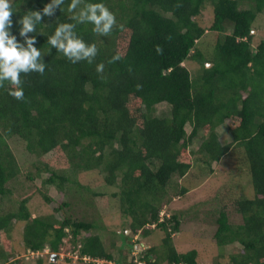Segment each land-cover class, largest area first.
<instances>
[{
	"label": "trees",
	"instance_id": "trees-1",
	"mask_svg": "<svg viewBox=\"0 0 264 264\" xmlns=\"http://www.w3.org/2000/svg\"><path fill=\"white\" fill-rule=\"evenodd\" d=\"M52 2L12 0V32L20 41L19 18L41 12L37 32L27 36H36L34 46L42 53L37 62L45 68L42 74L20 73L22 100L9 94L14 85L0 81V264L18 263L10 232L21 222L25 247L48 249L49 264H58L51 253L60 251L65 237L80 260L92 259L88 264L120 257L124 264H209L196 247L178 249L175 237L185 221L215 224L220 251L213 264H264V40L252 44L264 0H103L117 22L106 35L95 33L91 22L76 23L75 36L94 43L97 54L75 63L47 40L58 23H75L73 12L89 0L71 12L70 0H64L61 9L53 5L51 13H43ZM207 9L208 28L199 19ZM208 30L217 35L209 56L198 46ZM116 53L120 59L112 61ZM188 60L201 63L199 74ZM100 62L103 72L96 71ZM162 103L169 111H158ZM224 124L232 138L227 143L218 133ZM18 150L35 159L23 167ZM229 157L236 162L235 182L219 205L188 213L172 205L175 195L189 192L182 179L196 161L213 172ZM96 169L105 172V185L115 189L111 196L126 217L125 246L114 231L108 244L97 232L99 202L108 206L112 199L84 181ZM18 185L30 194L14 208ZM33 194L57 206L33 216L28 207ZM128 229L130 239L159 231V242L127 261L125 249H135L126 240Z\"/></svg>",
	"mask_w": 264,
	"mask_h": 264
},
{
	"label": "rangeland",
	"instance_id": "rangeland-1",
	"mask_svg": "<svg viewBox=\"0 0 264 264\" xmlns=\"http://www.w3.org/2000/svg\"><path fill=\"white\" fill-rule=\"evenodd\" d=\"M200 21L203 23V25L208 28L212 23V15L211 10L207 9L201 17H199ZM229 30V29H228ZM254 38L252 40L253 46H257L262 40H264V16H261L260 18V24L258 25L257 29H254ZM227 34V32H226ZM217 42V35L212 31H207L205 35L199 40L198 46L202 51L206 53L207 56H209L216 45ZM204 64L208 61V59L203 60ZM187 66L191 69V71L197 75L201 71L202 68L201 63L197 60H188L186 62ZM159 112H167L169 111V106L166 103H162L159 105ZM158 112V113H159ZM218 133L220 135V140L222 143L229 142L231 138V133L228 130L227 126L224 124L218 128ZM201 137L196 138L194 146L196 147L200 143ZM15 146V144H14ZM19 160L23 167H26L31 163L35 157L31 155H26L23 151L18 150L17 151ZM239 152H237L238 156ZM53 153H50L47 155V157H51ZM235 160L232 157L224 158L219 164L214 165V171L209 172L208 166L206 164L200 163L199 161H196L193 168L190 170V172L187 174V176L182 179V182L189 188V192L186 195H183L181 197L174 196L172 205L179 209L180 212L188 213L190 209L193 208H213L217 205H219L218 200L221 199V196L223 194L231 192L230 187L234 185L233 183L235 180H233V177H235V169L234 165ZM92 176L87 178V180L92 184V188L95 191L98 192H105V195H108L110 199H112V202L108 203V206H105L104 204H100L99 202V212L100 214L97 215V222L99 225H102V227L99 226L97 232L102 236V238L108 242L112 239L114 231L116 235V239L123 243V229L125 228L124 225L126 224V217L122 215L120 212V203L118 202V198L112 197L113 192L115 189L107 188V185H105L104 182V175L105 172H101L100 170H92ZM233 177H232V176ZM45 174L43 175V177ZM37 183H41V179L38 178ZM98 184V185H97ZM232 184V185H231ZM107 188V190H106ZM13 189L15 190L14 199H13V206L14 208H18L20 204V200L23 196H26L30 194V192L24 193V191L21 189V187L18 185L16 187L13 186ZM34 189V187H33ZM30 191H33L32 189ZM50 194L55 198H60V193L57 192L56 189L51 188ZM220 195V196H218ZM90 199H87V202H89ZM102 202V201H101ZM167 205V204H166ZM57 206V202H54L52 204L46 203L43 198L39 194H33L31 199L28 202V207L30 211L32 212L33 216L39 215L41 213H48L53 210V208ZM169 206V204H168ZM166 209V208H165ZM164 212V211H163ZM184 216H187L186 214ZM240 218H235L234 221L238 222ZM130 220H128L129 223ZM185 221V219H184ZM125 222V223H124ZM25 223H17L15 226L12 227L10 235L12 236L14 246L16 249L19 250V252L16 254V258H18L17 264H39V257H43L44 264H49V256L46 254L49 252V250L45 249L41 252H30L24 245L23 240V228ZM105 225V226H104ZM106 227V228H105ZM216 231L215 224H203V223H190L188 221H185V225L183 226L182 230H180L177 233V236L175 237V243L180 251H186L187 249H190L192 247H196L200 251V258L205 261V263L213 264L214 260L213 258L217 255H219V251L216 243L214 241V234ZM129 233L128 236H126V240L129 239L134 240V243H142V250L147 249L148 247H151L153 245H156L159 242L160 238V232L156 231L153 234L142 238L141 234H132V239H130V234L132 233L129 229L127 230ZM119 233V234H118ZM122 233V234H120ZM135 240H140L139 242H136ZM72 242L70 241L69 237H65L64 241L61 245V249L58 253H56V256L53 257L54 261L58 264H88L89 262H85L84 260H80L77 258V250H73ZM75 251V252H74ZM126 258L127 261H130L133 256L137 255V251L134 249L131 252H128L127 249H125ZM139 253V252H138ZM118 252H115L116 258ZM44 255V256H42ZM141 255V254H140ZM70 259H68V258ZM123 257V256H122ZM121 258V257H120ZM118 260L116 262H113L115 264H124L125 262H121L123 260ZM52 260V254L51 258ZM69 260V262H68Z\"/></svg>",
	"mask_w": 264,
	"mask_h": 264
},
{
	"label": "clouds",
	"instance_id": "clouds-1",
	"mask_svg": "<svg viewBox=\"0 0 264 264\" xmlns=\"http://www.w3.org/2000/svg\"><path fill=\"white\" fill-rule=\"evenodd\" d=\"M80 3L81 0H70L68 10L71 12L77 9ZM63 4L64 0H53L51 4L44 6L43 13H51L53 5H57L61 9ZM12 15V0H0V81H9L11 85H14V87L9 88V94L18 100H22L24 99V89L21 84L20 73H28L30 70H36L42 74L45 68L43 62H37V57H40L42 53L40 48L34 46L36 36H27L29 32H37L36 26L42 22V15L39 10H31L28 14L19 18L17 21L20 25L19 35L24 37V41L18 40L16 34L12 32ZM71 19L75 23H58L54 33L48 36L47 42L51 46H55L58 50H63V54L73 63L76 60L93 57L97 54V48L94 43L86 45L82 38L75 36L73 29L76 27V23L91 22L94 26L93 31L95 33L106 35L117 22L115 13L107 7L103 0H96V2L89 0V2L84 3L83 7L79 8L78 12H73ZM25 43L27 45L26 47ZM118 59H120L119 53H116L111 58L112 61ZM104 67V63L100 62L96 64V71L103 72ZM135 250L137 253L142 252L136 248ZM103 261L104 263L111 262L107 260ZM85 262L90 261L85 260ZM143 262L145 264V261Z\"/></svg>",
	"mask_w": 264,
	"mask_h": 264
},
{
	"label": "water",
	"instance_id": "water-1",
	"mask_svg": "<svg viewBox=\"0 0 264 264\" xmlns=\"http://www.w3.org/2000/svg\"><path fill=\"white\" fill-rule=\"evenodd\" d=\"M206 65L210 67V66L213 65V62H207ZM130 242H132V240ZM135 248L141 251L142 250V243H136ZM55 256H56L55 253L52 254V258L55 257Z\"/></svg>",
	"mask_w": 264,
	"mask_h": 264
},
{
	"label": "built area",
	"instance_id": "built-area-1",
	"mask_svg": "<svg viewBox=\"0 0 264 264\" xmlns=\"http://www.w3.org/2000/svg\"><path fill=\"white\" fill-rule=\"evenodd\" d=\"M86 261L88 260V261H91L92 259L91 258H89V257H85L84 258ZM98 262H104L103 260H98ZM106 264H113V262H106ZM136 264H144V262L142 261V260H139Z\"/></svg>",
	"mask_w": 264,
	"mask_h": 264
}]
</instances>
